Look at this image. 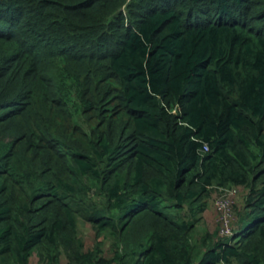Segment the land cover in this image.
<instances>
[{
  "label": "trees",
  "instance_id": "16d2710c",
  "mask_svg": "<svg viewBox=\"0 0 264 264\" xmlns=\"http://www.w3.org/2000/svg\"><path fill=\"white\" fill-rule=\"evenodd\" d=\"M33 255L264 264V0H0V264Z\"/></svg>",
  "mask_w": 264,
  "mask_h": 264
},
{
  "label": "rangeland",
  "instance_id": "374dc122",
  "mask_svg": "<svg viewBox=\"0 0 264 264\" xmlns=\"http://www.w3.org/2000/svg\"><path fill=\"white\" fill-rule=\"evenodd\" d=\"M246 193L247 191L242 187H235L223 191L219 190L213 192L209 199L206 200L205 205L200 213L195 215V219L197 221L195 223L196 228L193 235L194 241L200 238V236L203 234V231L215 234L218 233L223 216L229 220V216L231 215L230 224L232 223L234 226L236 221L234 222L233 217L236 216V213H238L239 210H241ZM219 201H225L228 203V209L225 211V213L219 207ZM229 208L231 213L229 212ZM79 233L82 237V240L84 241L85 248H91L94 238L89 226L80 225ZM107 243L108 242H104V245ZM30 264L41 263L38 261L36 256L33 255L30 259ZM61 264H67V261L64 257L61 258Z\"/></svg>",
  "mask_w": 264,
  "mask_h": 264
},
{
  "label": "built area",
  "instance_id": "2783aa9c",
  "mask_svg": "<svg viewBox=\"0 0 264 264\" xmlns=\"http://www.w3.org/2000/svg\"><path fill=\"white\" fill-rule=\"evenodd\" d=\"M203 149H204V151L207 150L206 147H204ZM218 204H219V207L225 213V211L228 209V203H226L225 201H219ZM229 212H230V208H229ZM230 219H231V215L229 216V220L226 219L225 216H223V219H222V222H221V226L219 228V234L221 236H231L232 235V231H231L232 223L230 224Z\"/></svg>",
  "mask_w": 264,
  "mask_h": 264
}]
</instances>
